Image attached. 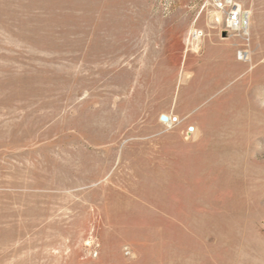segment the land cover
I'll return each mask as SVG.
<instances>
[{"label": "rangeland", "instance_id": "374dc122", "mask_svg": "<svg viewBox=\"0 0 264 264\" xmlns=\"http://www.w3.org/2000/svg\"><path fill=\"white\" fill-rule=\"evenodd\" d=\"M237 1L246 36L208 0H0V264H264V0Z\"/></svg>", "mask_w": 264, "mask_h": 264}, {"label": "built area", "instance_id": "2783aa9c", "mask_svg": "<svg viewBox=\"0 0 264 264\" xmlns=\"http://www.w3.org/2000/svg\"><path fill=\"white\" fill-rule=\"evenodd\" d=\"M210 6L219 16L215 22L221 25V32L226 34H236L246 36L249 29L250 17L247 11H244L237 0H208ZM200 34V33H199ZM168 121V120H167ZM177 120H169L174 125Z\"/></svg>", "mask_w": 264, "mask_h": 264}, {"label": "bare ground", "instance_id": "6f19581e", "mask_svg": "<svg viewBox=\"0 0 264 264\" xmlns=\"http://www.w3.org/2000/svg\"><path fill=\"white\" fill-rule=\"evenodd\" d=\"M194 36H195V37H198V34L196 33ZM197 40H198V39H197ZM241 55H242V53H241ZM244 57L246 58V56H243V55L241 56V58H244ZM245 58H244V59H245ZM167 120H168V121H167L166 123H167V124H170V123H169V120H172V118L169 117V119H167Z\"/></svg>", "mask_w": 264, "mask_h": 264}, {"label": "water", "instance_id": "95a60500", "mask_svg": "<svg viewBox=\"0 0 264 264\" xmlns=\"http://www.w3.org/2000/svg\"><path fill=\"white\" fill-rule=\"evenodd\" d=\"M222 36L225 37V34L223 33ZM161 120H162L163 122H167V118H166V117H161Z\"/></svg>", "mask_w": 264, "mask_h": 264}]
</instances>
